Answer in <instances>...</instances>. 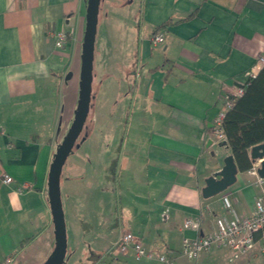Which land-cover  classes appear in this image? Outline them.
Returning a JSON list of instances; mask_svg holds the SVG:
<instances>
[{"label":"crops","instance_id":"1","mask_svg":"<svg viewBox=\"0 0 264 264\" xmlns=\"http://www.w3.org/2000/svg\"><path fill=\"white\" fill-rule=\"evenodd\" d=\"M87 2L0 0V264L41 261L55 246L48 175L79 99ZM122 15L133 22L126 35L118 25L125 23ZM59 32L66 35L61 46ZM160 33L164 42L154 44ZM262 52L264 0L101 1L92 129L61 180L72 224L67 255L83 246L86 256L88 248L98 257L106 248L113 264H264L263 254L236 257L222 247L195 260L181 254L184 238L215 232L216 218L226 213L223 196L240 216L254 210L260 190L250 170L239 171L236 183L212 198H203L202 189L232 154L212 138L215 121L251 79ZM114 127H125V134H111ZM4 174L14 181L4 183ZM112 189L111 218L101 195ZM81 191L89 227L98 218L103 226L91 243H81L84 221L75 213ZM188 218L201 221L199 233L182 229ZM126 232L170 262L118 252Z\"/></svg>","mask_w":264,"mask_h":264},{"label":"water","instance_id":"2","mask_svg":"<svg viewBox=\"0 0 264 264\" xmlns=\"http://www.w3.org/2000/svg\"><path fill=\"white\" fill-rule=\"evenodd\" d=\"M102 0H88L86 9V25L82 44L81 72L79 82V99L74 113L73 122L59 144L50 166L48 175V199L51 208L55 246L43 264H64L68 252V238L65 213L62 200L61 180L64 166L74 149L80 148L79 143L88 120L93 96L94 83V60L95 44L98 32L100 5ZM69 73L67 79H70ZM82 138L81 142H84ZM210 143V142H209ZM220 146H228L222 141ZM250 157L253 162L260 160L257 173L264 178V143L250 149ZM238 165L234 156L228 155L224 159L223 168L209 176L205 180V187L202 189V196L205 199L212 198L225 192L237 181L239 173Z\"/></svg>","mask_w":264,"mask_h":264},{"label":"built area","instance_id":"3","mask_svg":"<svg viewBox=\"0 0 264 264\" xmlns=\"http://www.w3.org/2000/svg\"><path fill=\"white\" fill-rule=\"evenodd\" d=\"M57 45L61 46L66 41V35L59 32L56 35ZM164 35L157 34L153 38L154 44H162ZM264 67V52L259 54L251 70L250 78L256 77ZM246 85L237 89L235 98L230 102L229 109L233 107L237 98L243 95ZM224 114H221L215 121L212 138L217 142L226 141L223 131ZM258 165H253L250 173L256 178L255 186L260 190V194L255 200L254 210L251 215L240 216L228 198L223 196V203L226 213L216 218L215 232L196 238H184L181 254L188 260H195L202 254L208 252L213 247L227 248L236 257L249 256L256 253L264 255V178H260L257 169ZM2 181L6 184L12 183L14 179L4 174ZM27 188L21 186L20 192ZM202 223L199 219L188 218L183 223V230H192L197 233L201 231ZM115 249L121 254L133 253L136 261L157 260L162 263H169L170 258L167 254H154L150 252L143 241L134 233L126 232L115 245Z\"/></svg>","mask_w":264,"mask_h":264},{"label":"trees","instance_id":"4","mask_svg":"<svg viewBox=\"0 0 264 264\" xmlns=\"http://www.w3.org/2000/svg\"><path fill=\"white\" fill-rule=\"evenodd\" d=\"M222 127L239 170L252 169L248 151L264 143V67L256 77L247 81L243 95L225 113ZM87 137L88 132L84 129L79 143L82 144V138L86 141Z\"/></svg>","mask_w":264,"mask_h":264},{"label":"rangeland","instance_id":"5","mask_svg":"<svg viewBox=\"0 0 264 264\" xmlns=\"http://www.w3.org/2000/svg\"><path fill=\"white\" fill-rule=\"evenodd\" d=\"M132 11L135 12V11H137V9L132 8ZM120 12H121V10H120ZM123 17H125L124 18L125 23H122V25H120V24H118V25L122 29L121 34L126 35L128 33L129 28L131 27V25H133V22L130 20L129 16L122 15V18ZM126 25H128V26L124 28V26H126ZM100 33H102V30L100 31ZM126 49L130 50V47L128 46ZM93 87L95 88V84L93 85ZM93 96H95L94 93H93ZM93 107H94V103H91V109ZM91 129H92V122H91L90 114H89L88 120L86 122L85 131L86 132L88 131V133L89 132L91 133ZM111 130H112L111 134H115L116 136H122L125 134L126 128L125 127H114V128H111ZM111 147H112L111 151H114V148L112 145H111ZM82 149H83V147H81V146L78 149H74L72 154L69 156V158H72L74 156V154H78L79 152H82ZM107 169H108L107 172L111 173L113 176V173H114L113 172L114 171L113 164L109 165ZM65 170H66V168L63 169V171H65ZM62 189H63V192L65 193V188L63 187ZM101 196L104 197L105 200L108 202L107 203L109 205V206H107L108 216H110L111 218L115 217V214H114L115 213V205H116L115 200L117 199V195L115 196V194L113 193V189H112V190H110L109 193L105 194L104 196L103 195H101ZM85 199H87V198H86L85 194L81 191L79 198H78L75 213H77V216L80 218V220L84 221L83 223L82 222L80 223L81 228H82L81 243H83L84 238L89 239L90 241H88V242L91 243L94 239V236L96 235V230L101 231L103 226L97 227V223L99 221V218H98V221L96 223L94 222L95 224H93L92 227H89L90 224H92V223L90 221L86 220V218H89L88 217L89 215H88V212H84L85 209L83 206H84ZM93 199H94L93 196H91V200H93ZM109 211H111L112 213H109ZM64 213H65V220H66L67 236L69 237L71 234V231H72L71 219H70V216L67 219L65 208H64ZM96 219H97V215H95L94 218H92L93 221ZM83 249H84L83 246H80V247H78L77 252L73 256L70 257V255H67L64 264H113L112 255H110L106 252V250H105L106 248H104V247L101 248V252H105V253L99 254L100 255L99 257L97 255L96 256L91 255L89 248H88V255L89 256L88 255L86 256L85 254H83ZM46 259H47V257L44 256L43 258H41V261H40V259H37L36 262H33L31 264H42L45 262ZM79 259H81L82 262ZM121 264H126V262L123 259H121ZM129 264H135V262L129 261Z\"/></svg>","mask_w":264,"mask_h":264}]
</instances>
